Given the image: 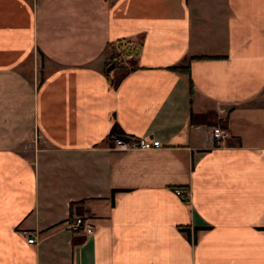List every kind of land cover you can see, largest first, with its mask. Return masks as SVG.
Here are the masks:
<instances>
[{"label": "crops", "instance_id": "1", "mask_svg": "<svg viewBox=\"0 0 264 264\" xmlns=\"http://www.w3.org/2000/svg\"><path fill=\"white\" fill-rule=\"evenodd\" d=\"M0 264H264V0H0Z\"/></svg>", "mask_w": 264, "mask_h": 264}, {"label": "built area", "instance_id": "2", "mask_svg": "<svg viewBox=\"0 0 264 264\" xmlns=\"http://www.w3.org/2000/svg\"><path fill=\"white\" fill-rule=\"evenodd\" d=\"M215 133L217 137L222 138L221 137L222 134H220L217 130L215 131ZM113 142H114L113 146L116 149L125 150V151L130 149H149L160 145V141L157 138L146 137V136H133L130 134L115 136ZM175 191L178 195L187 199V196H185L184 194L185 192H187L186 189L182 187H176ZM69 226L75 229H80L86 233H91L94 230V225L91 222L90 217L88 216L74 217L70 221ZM27 234H28V241L34 242L36 235L33 232H27Z\"/></svg>", "mask_w": 264, "mask_h": 264}, {"label": "trees", "instance_id": "3", "mask_svg": "<svg viewBox=\"0 0 264 264\" xmlns=\"http://www.w3.org/2000/svg\"><path fill=\"white\" fill-rule=\"evenodd\" d=\"M191 233V232H190ZM194 240H196V237H194Z\"/></svg>", "mask_w": 264, "mask_h": 264}, {"label": "rangeland", "instance_id": "4", "mask_svg": "<svg viewBox=\"0 0 264 264\" xmlns=\"http://www.w3.org/2000/svg\"><path fill=\"white\" fill-rule=\"evenodd\" d=\"M41 146H43V145H41Z\"/></svg>", "mask_w": 264, "mask_h": 264}]
</instances>
